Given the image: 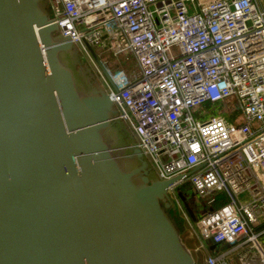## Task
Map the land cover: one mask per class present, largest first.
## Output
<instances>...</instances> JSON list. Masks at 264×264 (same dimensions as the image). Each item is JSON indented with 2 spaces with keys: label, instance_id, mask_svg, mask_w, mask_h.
I'll return each instance as SVG.
<instances>
[{
  "label": "water",
  "instance_id": "1",
  "mask_svg": "<svg viewBox=\"0 0 264 264\" xmlns=\"http://www.w3.org/2000/svg\"><path fill=\"white\" fill-rule=\"evenodd\" d=\"M47 6L0 0V264H196L169 215L184 177L161 180L99 80L79 82Z\"/></svg>",
  "mask_w": 264,
  "mask_h": 264
},
{
  "label": "built area",
  "instance_id": "2",
  "mask_svg": "<svg viewBox=\"0 0 264 264\" xmlns=\"http://www.w3.org/2000/svg\"><path fill=\"white\" fill-rule=\"evenodd\" d=\"M47 8L80 51L136 61L131 77L105 67L111 81L98 66L102 87L158 177H184L170 188L174 203L187 185L206 201L195 219L201 247H225L207 264L264 261V0H48ZM218 194L229 202L213 208Z\"/></svg>",
  "mask_w": 264,
  "mask_h": 264
},
{
  "label": "rangeland",
  "instance_id": "3",
  "mask_svg": "<svg viewBox=\"0 0 264 264\" xmlns=\"http://www.w3.org/2000/svg\"><path fill=\"white\" fill-rule=\"evenodd\" d=\"M78 52L79 62H76L75 71L78 74L77 79H79V82L81 80H92L93 82L98 79L100 84L105 87V81L98 74V65L96 64V61H93L92 56L86 54L85 52L80 50ZM96 54L99 60L102 61L104 66L110 71V73L115 72L118 69H123L130 77L137 75L136 61L132 58L126 59L125 57H122L116 59L112 57L107 51L102 50H97ZM187 187L192 188L190 185L179 187L175 191L176 195L178 196L179 190H185ZM185 196L187 202H190L191 200L194 202L190 205L192 214H190V212L185 207V204L181 202L178 197L179 204L175 203V206L170 211L169 215L179 230L184 244L191 251L192 256H194L196 264H207L209 253L206 251L199 252V247L202 245V240L198 237L195 220L197 215L206 211V205L204 203L206 201H201L197 196V198L190 200L191 197L189 193H187V190L185 191ZM209 249L211 252L219 253L223 252L225 247L222 248L219 246H209ZM229 260H231V264H242L238 257H233Z\"/></svg>",
  "mask_w": 264,
  "mask_h": 264
},
{
  "label": "flooded vegetation",
  "instance_id": "4",
  "mask_svg": "<svg viewBox=\"0 0 264 264\" xmlns=\"http://www.w3.org/2000/svg\"><path fill=\"white\" fill-rule=\"evenodd\" d=\"M186 190H187V193H189V195H190V197H191L190 200H191V199H195V198H197V197H196V194L194 193V191H193L192 188H190V187H187V189H185V190H179V192H178V195H179V196H178V197H179L180 201L183 202V203L185 204V207L187 208V210H188V211L190 210V212L192 213V210H191V208H190V207H191L190 205H191L192 203H194V202H193L192 200L190 201L191 203H190L189 201H188V202L186 201V199H185V197H186V196H185V191H186ZM182 196H183V197H182ZM181 197H182V199H181ZM198 200H199V199H198ZM241 257H242V256H241ZM238 258H239V257H238ZM253 258H254V259H253V263H254V264H260V263H259V260H258L257 257H256V255L253 256ZM242 259H243L244 261L246 260L244 257H243ZM242 259H241V262L243 263V260H242ZM245 264H247V263H245Z\"/></svg>",
  "mask_w": 264,
  "mask_h": 264
},
{
  "label": "trees",
  "instance_id": "5",
  "mask_svg": "<svg viewBox=\"0 0 264 264\" xmlns=\"http://www.w3.org/2000/svg\"><path fill=\"white\" fill-rule=\"evenodd\" d=\"M228 202V198L225 194H218L211 205L213 208H219Z\"/></svg>",
  "mask_w": 264,
  "mask_h": 264
},
{
  "label": "crops",
  "instance_id": "6",
  "mask_svg": "<svg viewBox=\"0 0 264 264\" xmlns=\"http://www.w3.org/2000/svg\"><path fill=\"white\" fill-rule=\"evenodd\" d=\"M134 137H135V134H134ZM135 139H136V137H135ZM197 216H198V215H197ZM199 248H201V249H199V252H204V251H206V252L209 253V255L211 254V250H210V249L203 250L201 246H200ZM239 261H241V260L239 259ZM247 263L250 264V261L248 260Z\"/></svg>",
  "mask_w": 264,
  "mask_h": 264
}]
</instances>
